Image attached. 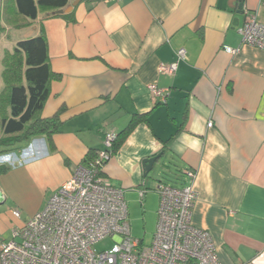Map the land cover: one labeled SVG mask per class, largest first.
Wrapping results in <instances>:
<instances>
[{"label":"crops","instance_id":"1","mask_svg":"<svg viewBox=\"0 0 264 264\" xmlns=\"http://www.w3.org/2000/svg\"><path fill=\"white\" fill-rule=\"evenodd\" d=\"M69 14L41 13L19 27L16 1L0 0V142L12 117L18 30H32L24 40L47 38L56 77L41 117L61 120L52 137L0 153V240L45 209L108 132L138 118L105 177L125 196L146 190V200L174 169L179 188L196 193L192 225L210 233L220 263L264 264V51L239 33L249 14L264 24V0H91ZM181 48L187 60L176 76L161 75ZM153 85L169 89L165 104L155 103ZM158 155L146 177L144 160Z\"/></svg>","mask_w":264,"mask_h":264},{"label":"built area","instance_id":"2","mask_svg":"<svg viewBox=\"0 0 264 264\" xmlns=\"http://www.w3.org/2000/svg\"><path fill=\"white\" fill-rule=\"evenodd\" d=\"M239 33L244 45L264 51V24L256 14L248 15ZM226 51L238 53L232 48ZM176 56L174 63L160 66L161 75L176 76L179 63L187 60V51L181 48ZM149 89L155 103L167 102L169 89L155 85ZM117 139L118 134L108 132L104 149L78 167L45 209L15 230L10 242L0 240V264H221L210 233L192 225L196 193L191 186L158 183V222L153 241L145 245L132 237L125 191L103 174ZM187 175L195 178L194 172ZM146 193L139 191L142 200ZM13 215L20 218L21 213L14 210ZM109 238L114 243L112 248L101 252L95 249Z\"/></svg>","mask_w":264,"mask_h":264},{"label":"trees","instance_id":"3","mask_svg":"<svg viewBox=\"0 0 264 264\" xmlns=\"http://www.w3.org/2000/svg\"><path fill=\"white\" fill-rule=\"evenodd\" d=\"M15 1L19 19L17 22H21L19 27L36 20L41 13H47L51 17L71 18L70 14L59 15L58 12L69 7L72 0ZM15 56H17V84L11 87L12 117L3 122L4 134L7 138L0 142V147H4V149H0V153L12 151L13 145L26 144L36 137L47 136L50 138L59 133L61 127L59 113L49 119L41 117L50 96V83L56 77L49 61L46 36L42 34L18 42ZM138 122L139 119L134 118L128 128L118 134L113 155ZM10 142L15 143L11 144ZM96 153H89L83 164L93 160ZM3 171L1 169V172Z\"/></svg>","mask_w":264,"mask_h":264},{"label":"rangeland","instance_id":"4","mask_svg":"<svg viewBox=\"0 0 264 264\" xmlns=\"http://www.w3.org/2000/svg\"><path fill=\"white\" fill-rule=\"evenodd\" d=\"M17 23L19 24L21 22L19 21ZM30 32H32L31 29L18 30L17 41L24 40L26 35ZM23 155L30 157V152H24ZM160 179L162 181H166L174 187L178 188L181 186L180 182L176 178V171L174 169H171L170 173H165V175H163ZM139 197L132 194H127L125 196L128 203L131 235L134 239L143 240L145 245H150L157 230L159 197L155 192H151L147 196L146 200L145 198L142 200ZM113 244L112 239L109 238L97 244L95 249L99 252L106 251L112 248Z\"/></svg>","mask_w":264,"mask_h":264},{"label":"water","instance_id":"5","mask_svg":"<svg viewBox=\"0 0 264 264\" xmlns=\"http://www.w3.org/2000/svg\"><path fill=\"white\" fill-rule=\"evenodd\" d=\"M82 1H91V0H76L75 2H73L66 9L59 11L58 14L59 15L69 14ZM243 7H244V5L242 3L240 5V10H242ZM237 22H238V20H236V25H234V26H238ZM162 157H163V155H158V156H155L153 158H148V159L144 160L143 166H144V168L146 170V177H148L149 174H151V173L154 172L156 165L159 163V161L162 159ZM3 202H4V200H3V194L0 191V204H2Z\"/></svg>","mask_w":264,"mask_h":264}]
</instances>
